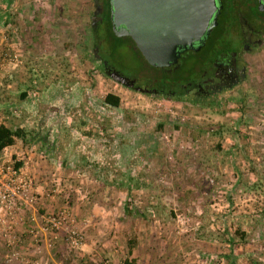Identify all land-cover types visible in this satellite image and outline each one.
Here are the masks:
<instances>
[{"label":"rangeland","instance_id":"rangeland-1","mask_svg":"<svg viewBox=\"0 0 264 264\" xmlns=\"http://www.w3.org/2000/svg\"><path fill=\"white\" fill-rule=\"evenodd\" d=\"M12 4L8 8L6 1L0 0V49L3 53L18 55L19 63L7 75L0 72V119L4 117V121L11 127L25 129L31 141L43 140L46 152L32 142L26 144L31 154L39 150L47 153V163L52 158V167L57 169L62 166L67 155L73 156L77 151L79 154L76 155V165L79 166L80 156H86L87 151L100 152L102 148L101 153L105 156L106 163L105 170L101 168L103 173L107 175L115 172L113 155L118 154L122 167L127 169L131 165L132 179L136 175L144 177L143 168L150 167L153 161L154 167L166 175L167 185H152V193L156 194L160 192L157 188H162V197L170 204L165 209L169 213L167 223L170 226L177 225V231L180 232L191 229L193 219L197 218L195 213L201 211V216L205 215L207 218L213 210V204L224 207L229 197H249L253 199V203H261L264 199L261 189L244 195L245 193L237 191L241 189V183L237 185L238 188L234 186L235 181L227 184L226 189L225 185H219L220 173L217 176L213 171L215 168L219 170V166L227 170L231 168L232 171L237 169L245 183L264 185V169L259 170L260 173L255 172L258 164L264 167V51L258 57L249 59L250 82L235 92L223 95L211 105L156 99L118 85L95 63L92 56L90 0H13ZM26 5L33 10L37 8L38 22L35 19L34 22L30 20L32 13L25 14L27 22L19 20V9ZM98 29V36L101 38L99 41L104 42L101 54L116 71L139 78L155 77L159 74L157 69L149 67L138 53L132 51L128 41H124L128 45L124 47L104 25L98 26ZM24 91L29 94L25 101L21 99ZM109 93L120 98L119 109L104 107L102 101ZM45 98L52 99L49 100L50 104L44 103ZM22 103L30 112L22 109L23 113L19 114L17 111L12 116V112L18 110L15 105ZM64 103L72 105L73 109L67 114V122L62 120L58 130L57 127L53 128L54 120L46 119L45 114H52V109L56 112L54 107H64ZM3 104L10 107L7 106L4 110ZM38 105H41L40 114L33 118L31 110ZM127 112L132 120L126 119ZM57 114L62 118L64 110H57ZM52 133L59 135L52 137V141L44 137ZM49 148L52 149L51 158ZM229 149L234 154L232 160L224 155ZM242 151L246 152L248 158ZM16 164L18 161L0 162V166L13 169ZM86 169L87 166H79L78 175L88 177L96 185L100 184L101 188L104 186L102 184L109 182L108 175L104 182L102 173L97 169L91 168L94 173ZM139 169L141 170L137 174ZM59 173L61 174L57 178L61 179V185H64L63 178L67 179L66 185H69L68 181L72 178L63 176L62 171ZM227 175L221 177L225 183L230 182L224 178ZM30 177L34 184L32 175ZM232 178L236 180L238 177L232 174ZM61 185L54 186L52 193L46 192L44 195L52 200L61 197V202H64L62 208L59 206L52 210V215L63 209L70 211L66 199L69 196L75 198L74 192L67 188L60 191L58 188ZM65 194L68 197H64ZM33 195L37 198L36 201L31 206L23 207L36 206L39 196L34 192ZM129 197L124 198L128 206ZM140 197V202H143V197ZM179 204H183L181 209H177ZM149 207L150 205L147 208ZM262 208L261 204H257L255 211L253 207L254 212H249L252 209H247L245 204L230 205L217 213H220L219 216L232 215L235 220L233 228L240 231L241 223L244 222L243 215L262 214L259 211ZM71 216L73 218L72 214ZM132 219L129 218L130 224ZM68 226L84 232L74 218ZM44 228L43 222L40 227H28L26 233L37 242L40 240V233L46 234L48 242H45V249L51 251L52 233L43 232ZM57 233L66 234L63 230ZM234 237L236 241L240 239L237 234ZM173 241L176 240L172 239L170 243L171 254L175 253L178 242L172 244ZM168 247L169 245L166 248ZM10 248L4 256L6 263L11 256ZM37 248L38 253L43 252L41 246ZM69 248L76 250L70 246ZM102 262L99 261L98 264ZM212 264L218 263L214 261Z\"/></svg>","mask_w":264,"mask_h":264},{"label":"crops","instance_id":"crops-1","mask_svg":"<svg viewBox=\"0 0 264 264\" xmlns=\"http://www.w3.org/2000/svg\"><path fill=\"white\" fill-rule=\"evenodd\" d=\"M36 9L33 10L28 5L21 7L18 12L19 20L27 22L25 14L32 13L30 20L32 22H34V19L37 21L38 11ZM75 10L79 9L76 8ZM79 15L81 16V12ZM23 93L26 94L23 100L25 101L29 94L26 91ZM49 100L52 99L45 98L44 103L50 104ZM3 105L4 110L7 109L5 107H10L9 105ZM63 106L54 107L56 112L52 109V114H45L46 119L54 120L53 128L57 127L58 130L62 120L67 122V114L73 109L72 105L66 103ZM15 107L18 110H14L12 116L18 112H20L19 114L23 113L21 112L22 109L27 110L23 103L15 105ZM40 108L41 105H38V107L31 110L33 118L39 116ZM57 110H64L62 118L58 117ZM27 112L30 111L27 110ZM1 124L11 127L4 121V117L0 119ZM57 135L52 133V135L49 134L44 137L52 141V137L55 138ZM42 141V139L31 141L29 137H27L26 142L17 140L13 146L6 148L0 156L1 163L8 162V160L18 161L14 168L21 166L16 171L23 172L28 176L32 175L34 180L33 192L39 196V201L35 204V207H23L21 200L18 198L12 201L11 211L15 216L16 224L8 239L3 236V225L1 223L5 210L0 208V264H98L99 261L104 259L110 260V264H212L214 261L218 264H264V199L260 201L261 203L259 201L253 203V199L249 197H241L240 199L237 198L238 196L235 198L229 197V201L224 207L216 203L213 204L211 206L213 210L210 211L207 218L204 217L205 215L201 216L203 214L201 211L194 212V216L197 218L193 219L192 226L190 225L191 229H183L180 232L177 231V225L170 226L167 223L169 213L165 209L170 204L166 198L162 197V188H157L160 192L152 193L154 191L152 185H167L166 175L154 167L153 161L150 167L143 168L142 172L145 171L144 177L141 175L136 177V175L130 184L125 180V175L131 177L129 175L131 165L127 168L130 171L126 172V167H122V164H120L119 155H113L115 172L107 174L110 180L102 184L104 186L101 188L100 184L96 185L88 177L85 178V176H79L78 174L79 166L82 165V168L87 166L86 170L90 169L89 171L94 173L91 168H95L102 173L104 182L107 180V175L102 171L105 170L104 166H106L105 156L101 153L102 148L100 152L87 151L86 156H80L81 164L79 166L76 165L78 163L77 154H79L77 151L73 156L67 155L62 166L56 169L55 166L52 167L51 148L48 150L51 158L49 163L45 159L48 157L47 153H42L39 150V152L33 151L31 154L27 150L26 144L31 142L44 148ZM43 150L46 152V148ZM227 152L224 155L229 156L232 160L234 154L230 153V149ZM243 153L245 155L246 152ZM15 154L19 159L15 157ZM245 157L248 158V155H245ZM216 164L217 162H215ZM255 168V172L259 173V170L264 169L260 164ZM140 170H137L136 173L138 174ZM219 170L215 168L213 172L217 176L220 173L219 185H225L226 189L228 188L227 184L230 185L231 182L235 181L234 186L236 187L241 183L239 185L241 189L237 188L239 193L247 195L256 193L261 189L264 195V185H251V182L245 183L240 177L241 175L238 174L237 169L232 171L231 168L227 170L219 166ZM60 171L64 172L63 176L72 178L68 181L69 185H66L67 179L65 178H63L64 185H61V179L57 178L61 174ZM224 174H228L224 178L230 182L225 183L223 181L221 177ZM232 174L238 178L236 180L233 179L234 177L231 179ZM258 174H256L257 178L259 177ZM248 176L246 175V177ZM127 183L130 185H126ZM59 184L61 185V188H58L60 191L67 188L70 192H74L75 198L74 196L73 198L75 201H72L74 199L71 196H69V199L67 194L64 197H68L66 204L68 208L70 205L73 218L84 231V242L75 251L70 250L69 245H67L65 233H58L56 240H53L54 237L52 236L53 247L51 251L45 249V242H48L46 234L40 233V240L37 242L32 239L34 237L26 233L28 227H40L44 222V216L51 213L53 209L59 206L63 207L64 202H61V197L57 199L54 197L55 199L52 200L50 197L44 196L46 192L52 193L53 187L59 186ZM11 185L13 183L10 178H5L0 182V188H3V186L11 188ZM236 187H234V190ZM61 195H63L62 192ZM125 196L126 199L127 196H130L127 211L125 209L127 205L124 202ZM140 196L143 197L141 199L143 202H140ZM122 201L124 203H121ZM243 204L247 209L254 207V211L257 204H261L263 208L259 209L262 214L255 216L243 215L244 222L241 223L240 231L233 228L235 220L232 215L219 216L220 213H217L230 205L242 206ZM149 205L150 207L147 208ZM178 207L177 209H181L183 204H179ZM172 210L174 211L175 208ZM248 211L252 212L253 209ZM130 217L133 218L131 224L129 222ZM139 218L145 219V221L143 222ZM236 234L240 238L237 241L234 240ZM172 239L178 241L172 243L175 244L176 242L174 254H171L170 251ZM218 239L220 240L218 241ZM10 241L11 244H14L12 249L20 253L21 260L6 263L4 256L9 250L7 243ZM37 245L43 248L42 253H38L39 248H37ZM168 245L169 247L166 248ZM66 249H69V251H66Z\"/></svg>","mask_w":264,"mask_h":264},{"label":"flooded vegetation","instance_id":"flooded-vegetation-1","mask_svg":"<svg viewBox=\"0 0 264 264\" xmlns=\"http://www.w3.org/2000/svg\"><path fill=\"white\" fill-rule=\"evenodd\" d=\"M90 1L92 56L102 72L112 79L110 73L116 70L101 54L104 42L99 41L98 26L104 25L122 45L128 41L132 51L141 54L129 36L115 35L114 31L119 32L120 28L113 27L110 0ZM216 5L217 9L210 20V24L215 21V26L210 32L206 31L199 41L186 49H178L176 65L153 67L159 74L147 78L116 71L125 78V82L112 80L147 97L202 106L211 105L223 95L246 86L250 82L249 59L258 57L264 51V2L216 0Z\"/></svg>","mask_w":264,"mask_h":264},{"label":"water","instance_id":"water-1","mask_svg":"<svg viewBox=\"0 0 264 264\" xmlns=\"http://www.w3.org/2000/svg\"><path fill=\"white\" fill-rule=\"evenodd\" d=\"M264 2V0H263ZM117 37L129 36L144 61L155 68L176 65L178 49L199 41L215 26L216 0H110ZM110 73V72H109ZM118 83L125 78L110 73Z\"/></svg>","mask_w":264,"mask_h":264},{"label":"built area","instance_id":"built-area-1","mask_svg":"<svg viewBox=\"0 0 264 264\" xmlns=\"http://www.w3.org/2000/svg\"><path fill=\"white\" fill-rule=\"evenodd\" d=\"M18 63V55L3 53L0 49L1 73L5 75L9 74L18 66ZM5 178H10L13 183L11 188L7 186L0 188V208L5 210L3 220L1 221L3 225V236L8 239L16 224L15 216L11 211L12 201L18 198L21 200L23 206H31L37 198L33 195V181L27 174L19 171L17 172L16 169L13 168L0 166V182ZM72 219L71 213L67 209L58 211L56 215H52L51 213L44 217L45 228L42 229V231L52 233V236L54 237L53 240L57 239V232L60 230L65 231L66 242L72 249H77L83 243L84 235L78 229L70 228L68 226V224L72 222ZM30 232L33 233V231ZM36 234L34 236H37ZM13 246L14 244H11V241L8 242V248L11 247L10 251H12L11 256L8 258V263L17 262L21 259L20 253L12 249ZM101 264H109V260H103Z\"/></svg>","mask_w":264,"mask_h":264},{"label":"trees","instance_id":"trees-1","mask_svg":"<svg viewBox=\"0 0 264 264\" xmlns=\"http://www.w3.org/2000/svg\"><path fill=\"white\" fill-rule=\"evenodd\" d=\"M6 3H7V7L9 8L12 3H13V0H6ZM7 24V23H6ZM143 58V57H142ZM26 97V94L23 93L21 95V99H25ZM104 107L106 108H111V109H119L120 108V98L114 94H107L103 101H102ZM128 112L126 113V119L127 120H132L131 117H128ZM161 128V127H160ZM105 131V130H104ZM29 133L23 129V128H20V127H8V126H5L3 124L0 125V156L1 154L3 153V151L8 148V147H11L13 146L17 140H21L23 142H26L27 141V135ZM21 165L19 166H16V170L20 167ZM130 170L126 169V172H129ZM125 175V174H124ZM129 175L131 177H128L125 175V180L128 182V183H132V173L131 171L129 172ZM126 184V185H130V184ZM126 211L129 209L128 208V205L127 207L125 208Z\"/></svg>","mask_w":264,"mask_h":264}]
</instances>
